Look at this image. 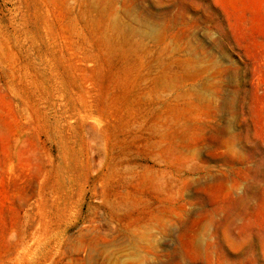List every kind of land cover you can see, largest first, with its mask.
<instances>
[{"label": "rangeland", "instance_id": "374dc122", "mask_svg": "<svg viewBox=\"0 0 264 264\" xmlns=\"http://www.w3.org/2000/svg\"><path fill=\"white\" fill-rule=\"evenodd\" d=\"M0 264H264V0H0Z\"/></svg>", "mask_w": 264, "mask_h": 264}]
</instances>
